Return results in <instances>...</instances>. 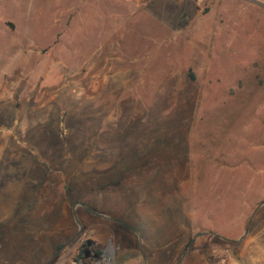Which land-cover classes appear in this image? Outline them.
<instances>
[{
  "label": "rangeland",
  "instance_id": "rangeland-1",
  "mask_svg": "<svg viewBox=\"0 0 264 264\" xmlns=\"http://www.w3.org/2000/svg\"><path fill=\"white\" fill-rule=\"evenodd\" d=\"M193 250L264 264V0H0V264Z\"/></svg>",
  "mask_w": 264,
  "mask_h": 264
},
{
  "label": "crops",
  "instance_id": "crops-1",
  "mask_svg": "<svg viewBox=\"0 0 264 264\" xmlns=\"http://www.w3.org/2000/svg\"><path fill=\"white\" fill-rule=\"evenodd\" d=\"M164 264H170L169 260L163 261ZM210 264L209 262L205 261L204 257L194 250L192 251L191 255L185 256L183 258L182 264Z\"/></svg>",
  "mask_w": 264,
  "mask_h": 264
},
{
  "label": "water",
  "instance_id": "water-1",
  "mask_svg": "<svg viewBox=\"0 0 264 264\" xmlns=\"http://www.w3.org/2000/svg\"><path fill=\"white\" fill-rule=\"evenodd\" d=\"M90 244V241L89 240H86L85 242H84V245L85 246H87V245H89ZM82 253H83V255H85L86 254V251L84 250V251H82ZM95 256V255H94Z\"/></svg>",
  "mask_w": 264,
  "mask_h": 264
},
{
  "label": "trees",
  "instance_id": "trees-1",
  "mask_svg": "<svg viewBox=\"0 0 264 264\" xmlns=\"http://www.w3.org/2000/svg\"><path fill=\"white\" fill-rule=\"evenodd\" d=\"M95 252H96L95 254H96L97 256L100 254V251H99V250H96Z\"/></svg>",
  "mask_w": 264,
  "mask_h": 264
},
{
  "label": "flooded vegetation",
  "instance_id": "flooded-vegetation-1",
  "mask_svg": "<svg viewBox=\"0 0 264 264\" xmlns=\"http://www.w3.org/2000/svg\"><path fill=\"white\" fill-rule=\"evenodd\" d=\"M82 251H84V250H82Z\"/></svg>",
  "mask_w": 264,
  "mask_h": 264
}]
</instances>
